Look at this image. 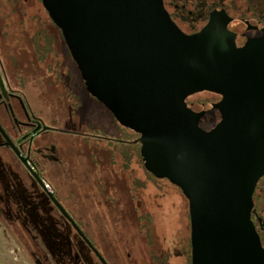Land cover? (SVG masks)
I'll list each match as a JSON object with an SVG mask.
<instances>
[{"label":"water","instance_id":"obj_1","mask_svg":"<svg viewBox=\"0 0 264 264\" xmlns=\"http://www.w3.org/2000/svg\"><path fill=\"white\" fill-rule=\"evenodd\" d=\"M42 2L86 88L119 124L140 134L145 168L189 200L192 264H264L251 218L264 173V35L258 24L215 17L187 35L163 0ZM204 91L220 101L209 108L187 101Z\"/></svg>","mask_w":264,"mask_h":264},{"label":"rangeland","instance_id":"obj_2","mask_svg":"<svg viewBox=\"0 0 264 264\" xmlns=\"http://www.w3.org/2000/svg\"><path fill=\"white\" fill-rule=\"evenodd\" d=\"M43 9L44 11L40 9L44 13L40 27L46 31V24L53 25V22L47 18L45 7ZM55 38V41L45 44L43 51L32 58H29L25 51L32 46L20 44L14 47L15 44L12 45L10 41L3 42L1 53L10 72L16 74V80L20 77L23 79V83L16 87L25 107L29 113L42 120L46 128L31 148L43 145H51L54 148L51 154L57 161L51 160L43 170L46 184L52 187L71 218L79 223L83 232L108 262L164 264L165 255L159 261L153 259L152 254H159L160 244H169L172 236L181 239L187 237L189 219L187 215H180V208L184 206L188 209L189 202L182 190L168 179L150 178L146 181L147 197L145 196L143 205L149 206L153 216L152 223L149 224L150 239L153 242L150 245L138 228H130L128 225L133 205L124 189H121V186L126 187V182L119 183L121 186H108V192L100 194L101 187L96 186V179L100 175L98 169L107 177L112 173L106 167L108 165L113 168V165L111 167L108 164L110 162L113 164L118 161L121 164L129 161V166L138 168L146 178L145 170L141 168L139 148L135 142L119 141L122 136L128 138L127 135L131 131L119 124L115 115L85 87H75L74 83H71L73 79L68 80L66 70L71 72L72 78H79L80 71L63 35H60V39ZM69 53L70 56L67 55ZM30 60L38 66L39 78H35L33 73H28L21 67ZM49 66L51 70L62 71V75L53 81H47L48 72L42 70ZM70 90H85L81 94L83 103H79ZM189 100L209 106L211 102L218 101L219 96L204 91L191 96ZM78 104L79 117H75ZM76 120L83 126L77 127ZM118 149L122 153H132L130 160L129 153L121 158L122 153L118 155ZM18 169L14 158L8 155V150L0 147V264H98L86 244L75 236L74 229L68 230L63 224L58 228L60 237H56L60 238V242H65L57 247L55 254V244L58 241H49L50 246L46 241H40L38 237L44 235L46 238L49 231L45 228H31L35 219V213L31 214L34 208L32 205L25 207L22 201V198L25 199L23 187L22 191L16 190V182L20 187L19 177L15 178ZM23 179L24 184L30 183L26 176ZM28 186L31 188L29 184ZM5 190L15 211H12L10 219L14 221L12 224L2 206ZM181 243L183 246L175 252L174 258L170 259L171 264H189V247L186 243ZM129 253H132L133 257H130ZM36 259L38 260L35 261Z\"/></svg>","mask_w":264,"mask_h":264},{"label":"flooded vegetation","instance_id":"obj_3","mask_svg":"<svg viewBox=\"0 0 264 264\" xmlns=\"http://www.w3.org/2000/svg\"><path fill=\"white\" fill-rule=\"evenodd\" d=\"M163 3L172 21L182 32L187 35L200 33L213 18L224 16L235 20L254 22L261 27L260 28L257 25V29L264 35V0H163ZM43 7L44 5L42 0H0V147L6 148L8 150V155L14 158L16 164L19 167L18 173L15 174V178L19 177L20 187L16 182V190L22 191L21 187H23L25 191V199L22 198V201L24 202L25 207L28 208V206L32 205L34 208V212H31V214L34 215L35 213V219L31 224V228H37L38 230L40 228H45L49 231L48 235H46V238L44 235L38 237L40 241H46L48 245L49 241H58L56 243L57 245L53 243L55 244L56 249L59 245L64 244L65 241L62 240L60 242V233H58V228H60L63 224V226L67 227L68 230L72 228L74 229L76 232L75 236H78L86 244L87 248L94 255L98 264H104L94 252L92 247L83 237L80 236V234L74 228L71 220H69L60 209L59 206H61L68 213L60 199L55 195L52 187L49 185L46 190L41 184L42 182L47 185L45 173L43 171L45 170L44 168L47 167L45 165L51 162V160L57 161L54 158V155L51 154L54 148H52L51 145H43L42 147L31 148V145L35 142L36 138H38L46 128L42 120H40L36 115L28 112V109L25 107V103L23 102V99L21 98L16 87L23 83V79L20 77L19 80H16V74L12 71L10 72V69H8L1 56L3 42L5 41H10L12 45L15 44L14 47H18L20 44L32 46L28 50H25L28 57L32 58L39 52L43 51L42 47L45 44H51L52 41H55V37H59L60 39V35H63L62 31L51 19L46 8L45 13L47 14V18L51 19L53 25L46 24V31H43L44 29L40 27L43 19L42 15L44 14L40 11V9L44 11ZM51 27L53 28L51 29ZM61 39L64 41L63 38ZM67 55L70 56V53ZM21 67L24 68L28 73H33L35 78H39L40 71L38 66L34 64L33 61L30 60V62L23 64ZM46 69L42 71L48 72L46 75L48 76L47 81H53L62 75V71L51 70L50 66ZM65 74L69 78L68 80L73 79L71 83H74L73 85L75 87H85V89L89 91L85 86V82L82 79L80 72L79 75L81 80L80 77L78 78L77 76H73L72 78V74L69 70H66ZM70 92L78 99L79 103H83L81 94L84 93L85 90H80L79 92H73L70 90ZM189 99L190 97L187 101L192 102ZM220 99L221 96H219L218 101H213L211 102V105L206 107H211L214 103L219 102ZM78 109L79 104L75 109V117H79L77 113ZM76 125L77 127L83 126L77 120ZM89 125L91 124L89 123ZM129 130L131 133L129 132V135H127L128 138H124L122 136L119 141L136 143L139 148V154L142 161L141 168L143 167L145 170V176L147 179L141 175L138 168L129 166V161L121 162V164H119L118 161H115L113 164L112 162L108 163L111 167L113 165V168H109L108 165H106V167L112 172L107 177H105L102 172H99L100 169H98V173L100 175L96 179L98 183L96 186L98 188L101 187L100 194H102L103 192H108V186L115 184L120 185L119 183L126 182L125 188H123L121 185L120 186L121 189H124L126 195L129 196V199L133 205V212L130 214L131 216L128 225L130 228H138L142 237L147 239L148 244L152 245L153 242L150 239L149 224L152 223L153 216L149 206L143 205V203L147 193L146 181L150 178L157 179V177L150 173L144 166L141 156V143L138 141L140 134L134 132L131 129ZM134 135H136L135 138L133 137ZM132 137L133 139H131ZM10 143L14 144L17 148H11ZM16 150L21 153L22 158L18 156ZM117 151H119V149ZM121 153L122 151H119V153L117 152L118 155ZM128 153H122L121 158H124ZM131 157L132 153H129L128 160H130ZM29 166L33 171L29 169ZM95 168L97 167L95 166ZM24 176L29 179L30 183L24 184ZM28 184L31 188H28ZM49 192H52L57 203L52 199ZM253 201L254 206L251 218L264 249V173H262L258 178V183L253 195ZM2 206L4 207V211L9 222L11 224L14 223V221L10 220L12 218V211H14V208L13 204L11 203V198L7 194V190L4 191ZM180 215H187L189 219L187 237L181 239L172 236V240H170L169 244H160L159 247H161V251L159 254L153 253V259L161 261V259H163L162 256L165 255L164 264H171L170 259L172 260L174 258L175 252L182 248V241L189 247V264H192V223L189 205L188 209H186L184 206H181ZM72 220L82 230L79 223L74 218H72ZM17 225L18 224H16V226ZM26 227L27 226H24V228ZM83 233L86 235L93 247L99 252L88 235L85 232ZM56 235L59 237H56ZM52 237L54 239H52ZM159 247L157 248L158 250ZM132 255V253H129L130 257H133ZM102 257L108 264H111L103 255ZM37 260L38 259L35 261Z\"/></svg>","mask_w":264,"mask_h":264},{"label":"trees","instance_id":"obj_4","mask_svg":"<svg viewBox=\"0 0 264 264\" xmlns=\"http://www.w3.org/2000/svg\"><path fill=\"white\" fill-rule=\"evenodd\" d=\"M57 249L54 250V253H56Z\"/></svg>","mask_w":264,"mask_h":264},{"label":"built area","instance_id":"obj_5","mask_svg":"<svg viewBox=\"0 0 264 264\" xmlns=\"http://www.w3.org/2000/svg\"><path fill=\"white\" fill-rule=\"evenodd\" d=\"M47 187H48V185H47Z\"/></svg>","mask_w":264,"mask_h":264}]
</instances>
